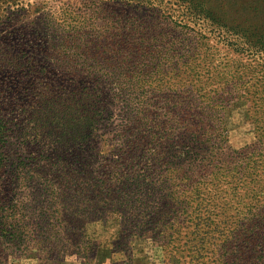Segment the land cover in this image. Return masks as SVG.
Wrapping results in <instances>:
<instances>
[{
  "label": "rangeland",
  "instance_id": "1",
  "mask_svg": "<svg viewBox=\"0 0 264 264\" xmlns=\"http://www.w3.org/2000/svg\"><path fill=\"white\" fill-rule=\"evenodd\" d=\"M252 1L228 0L225 8L251 24ZM183 15L174 0H0V122L8 127L0 210L18 208L27 222L47 215L60 231L47 232L50 239L65 244L48 253L32 239L26 249L0 238V264H172L169 238L133 233L140 218L164 207L168 190L182 201L167 211L177 220L167 235L180 230V250L188 254L185 233L197 223L209 231L202 264H264L257 257L264 255V61L211 32L198 36ZM198 37L202 50L189 61L213 76L210 100L186 82L183 56ZM233 58L242 61L236 92V82L209 69ZM223 97L231 99L225 110L209 105ZM68 103L75 109L64 110ZM200 109L211 112L198 125L206 138L224 118L212 143L224 168L182 177L156 161L152 138L158 126L170 130ZM74 114L81 121L71 122ZM235 226L243 232L227 239ZM238 245L241 255L232 252Z\"/></svg>",
  "mask_w": 264,
  "mask_h": 264
},
{
  "label": "trees",
  "instance_id": "2",
  "mask_svg": "<svg viewBox=\"0 0 264 264\" xmlns=\"http://www.w3.org/2000/svg\"><path fill=\"white\" fill-rule=\"evenodd\" d=\"M130 1H138L142 4H152L156 0ZM227 1L228 0H174L176 4L184 6L188 15L186 17L183 15V19L188 20L189 23H193L194 27H197L196 34L198 36L200 34L202 37H205L207 36V31L211 32L218 37V41L227 43L228 45H233L235 52L246 53L248 56L255 57V59L259 60L260 63L263 64L264 62L262 63L261 60L264 61V0H254V6L253 1L248 4V7L247 4L245 5V10H255V22H251V24L250 22H245L243 25L242 22H238L235 18H232L233 15L227 12L228 10L225 8ZM185 26H188V24L186 23ZM202 37H198L195 41V45L186 51L187 53L183 56V64H185L186 74H189L186 82L192 86L194 91L199 93V96L203 99L210 100L211 94H208L206 89L209 90L212 86L213 81L210 79L213 76L208 77L201 74V70L193 67L189 61V53L191 55L195 50H198L200 53L202 50L201 46L204 44ZM233 59L234 60L232 62H227L223 66L221 65L219 67L212 64L213 67H209V69H212L214 74L217 73L219 79L225 83H229L231 81L236 82L237 84H235L234 89L236 92L238 91V82H240L242 78L241 74H239L242 61L238 58ZM227 75H230L231 77L226 78ZM230 101L231 99L223 97L216 104V106L210 104L212 101L209 102V105L221 112L227 108V105L231 103ZM67 105L68 106H66L64 110H67L69 107H71L72 110L75 109L73 104L68 103ZM52 107L58 110L56 113L57 115L62 114L59 109L61 107L56 106L55 104H53ZM210 114L211 112L205 114L204 110L200 109L197 110L191 118H187L185 121H177V123L180 122L178 123L179 126L170 130L167 129L166 123L158 126L152 138V143L155 145L154 154L156 161L158 160L161 163L166 164L171 172L176 171L177 175L182 177L187 176L189 178L191 176H197L204 170L205 173L200 175L202 178L204 177L202 175L208 176L215 170L223 169L224 166L215 162L219 152L214 150L212 143L214 138L217 139L219 136L223 135L220 127L225 129V126H223L224 118L218 117L219 119H222V125L214 126L211 124L209 126L206 130V132L209 133L207 138L205 137V135H207L205 134V131L201 132L198 129L201 117L209 116ZM213 117L215 116H211L209 119H213ZM70 121L77 122L81 120L77 118L76 114H74ZM206 121L207 120L204 119L203 123ZM201 128L204 130L203 126H201ZM7 133V125L0 122V142L4 140ZM2 161L3 158L0 153V167ZM198 183L200 182H196V184ZM101 190L104 191L103 186ZM164 200L165 205L164 207L162 206V209H159V211L157 210L153 215L151 214L152 212H150L149 215L151 217L147 220H144L146 218L144 217L140 218V220L136 222L138 227L135 228L136 232L133 233L139 234L142 233L143 230L149 229L151 231H155V241L166 240V238H169L166 245L169 247L171 246V248L168 250L165 248V250L166 253L169 254V261H171L172 264H181L182 261L186 263V259L182 260V258L186 257H190L188 260L189 264L204 263V261L200 262V258L203 257L202 250H205V242L207 241L206 236L209 235V231H203L202 225L196 223L192 230H188L185 233V236L188 237L185 244H190L188 254H186L183 249L180 250V246L175 244V241L180 236V230L176 228L171 230V234L167 235L169 233L167 228L173 229L175 227V222H177V220L170 222L171 216H169L167 211L170 208L169 206H173L176 203L179 204L182 201L180 197H176L175 193L169 190L164 197ZM16 213H19V210L14 207L8 214H3L2 210H0V238L16 243L19 246L27 245L26 242H29L32 239L34 241V243H31L33 246L39 245L43 250L48 249V253H51L55 249L56 251L63 250L65 244L62 245L60 239L51 240L49 234H47V232L49 233V231H52V234L58 237L60 232L59 230H54V228L52 229V224L49 222L50 220L47 218V215H42L41 217L38 216L36 219H33V222H27L23 217H20L18 214L16 215ZM200 217L201 216L197 214L195 218L197 219ZM207 221L208 223H211V221L209 222V216L207 217ZM70 226L71 222L68 221L65 228L66 232H69ZM33 227L36 228L34 229ZM216 229L218 231H222L219 227H216ZM241 232L243 231H241L238 226H235L227 232V239L230 235L233 238H239ZM51 243L52 245L49 246ZM29 245L30 244L26 246V249L29 248ZM91 248L93 249V247ZM229 252L230 248H227L226 253L229 254ZM232 252L236 255L243 254V250L239 248V245L236 246ZM257 257L261 259V262L264 259V255L262 254H259Z\"/></svg>",
  "mask_w": 264,
  "mask_h": 264
}]
</instances>
